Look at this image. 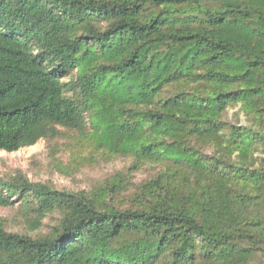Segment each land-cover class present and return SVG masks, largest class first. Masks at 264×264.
I'll return each instance as SVG.
<instances>
[{
    "label": "trees",
    "instance_id": "trees-1",
    "mask_svg": "<svg viewBox=\"0 0 264 264\" xmlns=\"http://www.w3.org/2000/svg\"><path fill=\"white\" fill-rule=\"evenodd\" d=\"M58 127L160 170L124 208L0 179L32 229L59 213L37 237L0 222V264L264 256V0H0V151Z\"/></svg>",
    "mask_w": 264,
    "mask_h": 264
},
{
    "label": "rangeland",
    "instance_id": "rangeland-1",
    "mask_svg": "<svg viewBox=\"0 0 264 264\" xmlns=\"http://www.w3.org/2000/svg\"><path fill=\"white\" fill-rule=\"evenodd\" d=\"M239 120L244 119L239 106L228 110ZM53 138H42L35 144L13 152L0 151V179L46 183L58 190L82 193L88 197H103L106 204L129 207L139 202L141 185L153 178L160 165H135L131 158L108 156L96 149L90 135L80 136L75 131L58 127ZM91 131L90 128L86 132ZM254 156H259L255 152ZM139 194V198H136ZM264 215V210H263ZM34 217L25 205L15 201L0 206V222L7 231L27 233L37 237L48 233L58 222L59 213L45 215L38 229H32ZM250 264H264L263 257H255Z\"/></svg>",
    "mask_w": 264,
    "mask_h": 264
}]
</instances>
